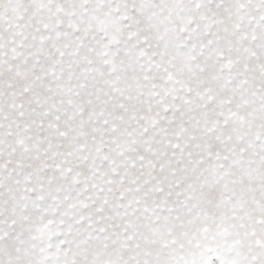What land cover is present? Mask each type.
<instances>
[{
  "label": "snow or ice",
  "instance_id": "1",
  "mask_svg": "<svg viewBox=\"0 0 264 264\" xmlns=\"http://www.w3.org/2000/svg\"><path fill=\"white\" fill-rule=\"evenodd\" d=\"M0 264H264V0H0Z\"/></svg>",
  "mask_w": 264,
  "mask_h": 264
}]
</instances>
